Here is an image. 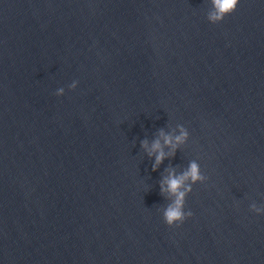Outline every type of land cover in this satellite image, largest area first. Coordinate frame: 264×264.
<instances>
[{"label":"water","instance_id":"water-1","mask_svg":"<svg viewBox=\"0 0 264 264\" xmlns=\"http://www.w3.org/2000/svg\"><path fill=\"white\" fill-rule=\"evenodd\" d=\"M212 10L0 0V264H264V0Z\"/></svg>","mask_w":264,"mask_h":264},{"label":"clouds","instance_id":"clouds-1","mask_svg":"<svg viewBox=\"0 0 264 264\" xmlns=\"http://www.w3.org/2000/svg\"><path fill=\"white\" fill-rule=\"evenodd\" d=\"M213 10L208 14V20L211 23L221 22L227 15L232 14L238 4L239 0H211ZM75 87V83L72 85ZM64 93L63 88H59L55 95L62 96ZM161 137H163L164 145L169 146L173 149L171 154L174 155L175 149L177 145L183 143L187 137V132L181 129V134L175 137L170 135H165L164 132L161 130L160 132ZM142 147L147 149V142H142ZM153 153L156 154L155 156V164L153 165V170L155 171L156 167L162 163L165 159V153L163 151V147L159 140H156L149 150V155L151 156ZM191 179L195 182L198 179H202L199 172V165L193 161L189 164V167L186 171H184L180 175H176L174 172H169V175L163 180L161 184V192L167 191L172 196L175 197L172 204H170L165 212H164V220L166 225L169 227L176 226L183 224V222L192 216V212L189 211L187 214L183 212V203L186 191L190 190L189 187H185V182ZM167 185V188H164V185ZM255 209V205L252 206ZM256 211H260V209H256Z\"/></svg>","mask_w":264,"mask_h":264}]
</instances>
